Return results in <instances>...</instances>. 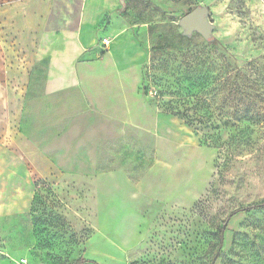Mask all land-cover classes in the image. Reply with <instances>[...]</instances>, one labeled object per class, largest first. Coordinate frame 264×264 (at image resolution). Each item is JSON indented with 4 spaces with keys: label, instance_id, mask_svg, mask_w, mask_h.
<instances>
[{
    "label": "rangeland",
    "instance_id": "obj_1",
    "mask_svg": "<svg viewBox=\"0 0 264 264\" xmlns=\"http://www.w3.org/2000/svg\"><path fill=\"white\" fill-rule=\"evenodd\" d=\"M22 1L0 0V10ZM197 6L208 8L210 40L179 24ZM122 10L137 26L121 39L136 35L148 54L135 91L151 112L133 136L113 112L82 109L74 142L52 109L31 112L50 123L31 139L63 172L30 181L0 171V264H264V210L233 213L264 198V0H126ZM107 20L102 36L117 28ZM100 95L91 97L109 107ZM194 102L192 124L174 113ZM93 130L111 149L121 139L119 150L89 157L107 140Z\"/></svg>",
    "mask_w": 264,
    "mask_h": 264
},
{
    "label": "crops",
    "instance_id": "obj_2",
    "mask_svg": "<svg viewBox=\"0 0 264 264\" xmlns=\"http://www.w3.org/2000/svg\"><path fill=\"white\" fill-rule=\"evenodd\" d=\"M121 9L120 0H25L1 8L0 92L8 96L0 104L1 172L6 169L13 174L22 173L30 181L33 175L63 172L62 163L52 157V151L31 139L37 133L36 126L50 124L48 119L32 118L31 112L52 109L56 113L55 127H71L66 135H70V142H74L81 125L82 129L87 126L75 118L85 108L107 115L113 112L136 135L145 110L136 102L140 78L136 68L148 54L136 35L121 39L137 26L127 22ZM105 20L109 26L117 27L110 36L100 34ZM105 37L115 43L103 53L101 41ZM92 93L101 94L100 103L104 100L109 107L96 105ZM26 94L29 100L21 103L18 96ZM50 95H55V106L47 102L32 105L31 99ZM149 111L145 110L147 117ZM19 117L26 129L16 137L15 122H19ZM90 126L96 130V124ZM43 131L47 132L42 130V135ZM96 134H92L94 138L108 137L105 133ZM121 141L112 147L114 152L119 150ZM112 149L107 138L102 146L90 147L89 157L94 159L96 152L106 154ZM6 159L10 162L4 163Z\"/></svg>",
    "mask_w": 264,
    "mask_h": 264
},
{
    "label": "water",
    "instance_id": "obj_3",
    "mask_svg": "<svg viewBox=\"0 0 264 264\" xmlns=\"http://www.w3.org/2000/svg\"><path fill=\"white\" fill-rule=\"evenodd\" d=\"M122 6L126 5V0H120ZM179 24L183 29V33L191 36L193 32L200 33L206 40L213 37V24L208 19V8L206 6H197L189 11L180 20Z\"/></svg>",
    "mask_w": 264,
    "mask_h": 264
},
{
    "label": "trees",
    "instance_id": "obj_4",
    "mask_svg": "<svg viewBox=\"0 0 264 264\" xmlns=\"http://www.w3.org/2000/svg\"><path fill=\"white\" fill-rule=\"evenodd\" d=\"M125 6L122 7V9H124ZM121 9V11H123ZM199 102H197V104L194 102V106L191 104L189 106V108H187V111L184 109V110H181V109H177V110H174V113L180 117H182L185 121L189 122V123H193L194 119L193 117H191L188 113V109H191L193 107H196L198 105ZM255 210H264V198L261 199V200H258V201H255V202H251L247 205H244V206H241L239 207L236 211H234L233 213H236V212H241V211H245V212H251V211H255ZM225 228L224 226H222L220 229H219V241L222 243L223 242V232H224ZM86 262L85 259L83 258H78L77 260H75L73 262V264H84Z\"/></svg>",
    "mask_w": 264,
    "mask_h": 264
},
{
    "label": "built area",
    "instance_id": "obj_5",
    "mask_svg": "<svg viewBox=\"0 0 264 264\" xmlns=\"http://www.w3.org/2000/svg\"><path fill=\"white\" fill-rule=\"evenodd\" d=\"M111 41H112V40H111L110 38H108V37L103 38L102 41H101L102 46H103L105 49H107V48L109 47Z\"/></svg>",
    "mask_w": 264,
    "mask_h": 264
}]
</instances>
